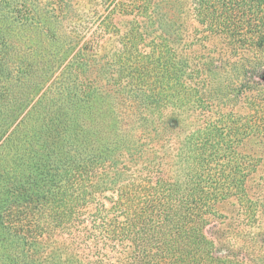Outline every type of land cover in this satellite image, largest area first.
Returning a JSON list of instances; mask_svg holds the SVG:
<instances>
[{"label": "trees", "instance_id": "obj_1", "mask_svg": "<svg viewBox=\"0 0 264 264\" xmlns=\"http://www.w3.org/2000/svg\"><path fill=\"white\" fill-rule=\"evenodd\" d=\"M34 1L0 0V15L35 22L40 12ZM49 1L55 15H82L74 9L75 0ZM84 1L108 29L116 12L137 16L122 37L117 61L130 84L145 92L143 123L156 132L167 128L163 109L171 107L179 111L172 124L188 129L178 144L163 148L102 144L60 158L52 147L44 158L33 161L32 156L30 163L21 164L28 170L24 176H7L0 165V180L5 181L0 215L11 224L7 233L26 240L41 232V218L54 225L77 220L90 238L108 240L118 252L113 259L100 256L95 264H247L244 253H225L207 227L212 217L222 215L218 205L225 201L238 204L243 220L255 221L264 211V198L248 190L250 175L264 159V0H190L198 23L195 40H218L224 46L216 62L198 66L196 76L166 37L142 43L160 19L155 0ZM142 45L150 50H141ZM201 75L200 86L193 79ZM208 77H216L224 101L205 96ZM249 141L260 149L258 155L246 150ZM126 151L143 160L137 166H119L117 160L107 165L112 155ZM97 172L99 179L92 182ZM90 186L113 188L114 193L106 196L111 205L99 201L86 216L77 207L89 198ZM26 218L28 232L22 223Z\"/></svg>", "mask_w": 264, "mask_h": 264}, {"label": "rangeland", "instance_id": "obj_2", "mask_svg": "<svg viewBox=\"0 0 264 264\" xmlns=\"http://www.w3.org/2000/svg\"><path fill=\"white\" fill-rule=\"evenodd\" d=\"M155 1L160 19L142 43L166 37L189 62V72L195 76L198 66L217 61L224 46L218 40H195L198 23L190 0ZM34 2L43 13L35 22L14 18L9 21L0 15V26L4 28L0 30V165L7 176H24L28 170L21 164L30 163L32 156L33 161L44 158L52 147L62 158L76 157L83 146L128 148L138 144L163 148L178 144L188 129L187 125L179 128L172 124L171 118L179 111L163 109L165 129L156 132L145 126V92L130 84L129 75L117 61V54L123 51L122 37L132 20L137 19L135 14L116 12L108 29L95 15L93 5L84 0L74 2V9L82 15L71 11L55 15L49 0ZM140 49L149 51L150 47L142 45ZM203 76L195 77L194 82L201 86ZM208 78V89L202 87L207 92L205 96L215 102L224 101L217 92L216 77ZM229 102L226 105L230 108L233 100ZM247 144L248 152H261L256 151L254 141ZM141 159L137 152L126 151L112 155L106 163L110 166L117 160L119 166H137ZM107 172L112 174V167H107ZM98 179L99 172L92 175V182ZM3 182L0 180V192ZM87 190L89 198L77 207L82 215L94 211L99 201L111 205L106 196L114 193L113 188L90 186ZM248 190L253 197L264 198V159L250 175ZM218 210L222 215L212 217L207 227L218 246L227 254L244 253L247 264H264V211L257 220L247 221L239 216L235 201L220 203ZM22 223L28 232L30 220L26 218ZM9 224L0 215V264H95L100 256L113 259L118 255L113 243L93 240L77 220L54 225L41 218L37 222L41 232L26 240L8 234Z\"/></svg>", "mask_w": 264, "mask_h": 264}]
</instances>
